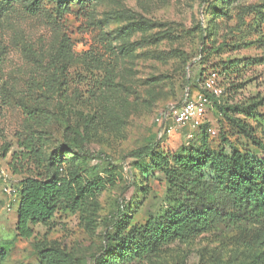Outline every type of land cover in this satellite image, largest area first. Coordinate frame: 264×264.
<instances>
[{
  "label": "rangeland",
  "instance_id": "obj_1",
  "mask_svg": "<svg viewBox=\"0 0 264 264\" xmlns=\"http://www.w3.org/2000/svg\"><path fill=\"white\" fill-rule=\"evenodd\" d=\"M78 11L60 17L53 0L36 15L23 4L0 11V144L11 147L0 161L5 264H97L120 204L131 226L157 216L167 182L126 158L134 149L159 143L174 156L193 134L189 147L228 155L236 148L264 160L235 125H246L264 144V106L243 111L264 98V0H99L90 19ZM64 37L71 40L70 60L54 63ZM212 68L226 93L208 108L204 126L162 136V113L182 104ZM111 72L109 89L103 82ZM30 137L47 157L76 148L62 156L64 176L88 192L76 212L61 207L49 226L24 240L16 231L21 183L46 174L45 165L13 160ZM259 228L205 233L136 264H249L259 253ZM50 251L58 252L55 260L44 259Z\"/></svg>",
  "mask_w": 264,
  "mask_h": 264
},
{
  "label": "trees",
  "instance_id": "obj_2",
  "mask_svg": "<svg viewBox=\"0 0 264 264\" xmlns=\"http://www.w3.org/2000/svg\"><path fill=\"white\" fill-rule=\"evenodd\" d=\"M45 2L0 0V11L23 4L27 12L36 15L44 9ZM53 3L60 17L74 14V8H78L77 15L90 19L99 0H53ZM71 50V40L64 37L60 49L53 57L54 63L69 61ZM212 71L221 74L217 69L212 68ZM113 73H109L103 82L109 89L114 87ZM205 76V73H201L193 82L195 89L189 97L196 92L212 99L200 85ZM216 105L214 100L213 107ZM263 106L264 98L254 101L243 111L251 113ZM235 125L242 137L264 151V144L256 139L246 125L238 121ZM159 127L161 129L160 124ZM193 139L194 136L174 156L159 143L134 149L126 156L146 173L153 171L164 176L167 182L165 204L157 216L140 227L131 226L127 206L120 204L113 226L114 234L107 232L105 246L97 264L142 263L173 243L185 242L209 232L227 234L250 225L260 227V238L254 241V247L259 253L249 264H264V160L253 159L236 148H232L228 155L222 151H211L206 145L200 148L189 147ZM35 145L34 137L25 139L20 143L24 151L13 155V160L30 159L38 166L45 165L46 170L45 176L40 174L21 183L16 231L18 237L24 240L34 237L36 227L49 226L61 207L76 212L88 192L83 188H75L64 176L62 156L72 153L76 148H58L47 157ZM10 149L8 145L0 144V161L8 155ZM87 157L97 160L102 156L88 153ZM140 192L142 197H147L149 187H141ZM56 255H59L58 252L43 253L44 259L50 260H55ZM6 261L7 254L0 252V264Z\"/></svg>",
  "mask_w": 264,
  "mask_h": 264
},
{
  "label": "built area",
  "instance_id": "obj_3",
  "mask_svg": "<svg viewBox=\"0 0 264 264\" xmlns=\"http://www.w3.org/2000/svg\"><path fill=\"white\" fill-rule=\"evenodd\" d=\"M201 88L212 99L203 93L189 95L179 107L169 108L162 118L158 119L161 125L162 136L173 135L178 130L189 129L196 130L203 125L204 117L208 108L214 104V100H219L225 95V89L220 83L219 74L210 71L203 81L200 82ZM189 139L193 134H189Z\"/></svg>",
  "mask_w": 264,
  "mask_h": 264
}]
</instances>
